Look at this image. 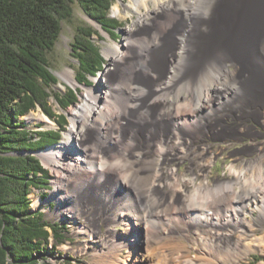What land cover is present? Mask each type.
I'll use <instances>...</instances> for the list:
<instances>
[{
    "label": "rangeland",
    "instance_id": "374dc122",
    "mask_svg": "<svg viewBox=\"0 0 264 264\" xmlns=\"http://www.w3.org/2000/svg\"><path fill=\"white\" fill-rule=\"evenodd\" d=\"M126 2L127 0H117L110 9L109 15L122 22V26L117 29V34H110L106 30H103L100 24L84 13L78 3L74 2L70 4L71 15L61 20L60 35L52 50L47 52L45 57L49 68L58 79L57 83L52 85L51 90L53 92H63L66 86L77 88L80 91L78 100L66 110H62L59 108L54 97L52 95L49 97V105H51L56 115H65L66 123L61 124L59 119L49 118L40 106H37L36 109L31 110L29 113L19 118L25 122L31 131L46 129L59 130L63 127L61 139L57 144L35 152L42 165L48 169L51 176L49 189L46 191L34 189L29 194L31 198V209L33 211H42L44 219L48 222H58L66 225L65 239L67 240L58 245H54V241L51 240L49 248L51 249L52 245H54L55 252L48 258V262L51 264H148L142 259L141 255L143 246V227L131 224L130 217L129 221L131 223H128V221H126L128 217L126 215L122 216L121 214L122 212L126 213L129 205L128 203H130L132 199V202H134L139 210H145V212H147L148 225L162 226L163 230H165V232H161L163 231L162 227H159L158 229H160V231L157 234V238L153 241L150 240L148 243L150 250L153 251L155 259L160 262L159 264H164L165 262L167 264H202L200 260L202 257L196 260L195 256H197L198 250H201L200 254L203 256L210 255L207 257H211L215 255L214 252H212V254L207 253V251L212 250V248H210L211 243L221 246L222 252L228 250V247H231V255L229 254L225 257L226 260L224 257L223 259L221 258L222 262L219 260L221 264H262L264 262V245L262 248L257 247L250 249L248 247L247 243L251 242L252 236L246 225H234L230 223L217 226L210 222H206L204 219L198 220L194 216L190 217L183 213L180 208L184 202L182 189L186 190H184V194H186L187 198L188 193L190 196L189 191L191 190V183L197 184L199 182H206L211 187L218 180H233L235 178L233 174L235 169L236 171L246 167L251 169L249 165H251L254 160H264V127L259 124H262L264 118L262 114L264 112L262 106L264 105V55L256 62L251 63L248 68H245L241 74L242 77L238 76L234 78V80H232L233 82L231 81L227 86L228 88L222 87L221 91H219L220 94L210 93V99L199 106V109L196 108L195 101L186 102L184 100L186 94L183 91H179L181 87L168 90L167 93H164L165 95L162 94V99H164L167 104H171L172 107L173 104L175 105V103L177 104V102H179L178 105L186 110V114L188 113V119H193L191 116L192 113L200 115V117L199 122L194 124L195 126L192 125L184 129L187 126L183 125V132L181 128L178 138L172 141L173 145L164 147L161 153H146L142 141L138 140L139 137L137 140H129L128 132L127 134L122 131L118 133L116 128L112 130L115 131L111 132L112 138L103 145L104 149L99 153L102 160L107 158L110 154L113 155L115 151L117 152V142L125 141L129 144L128 152L125 153L126 155L123 152H120L119 155L124 160L126 169H128L119 170L118 172L115 171L116 176L123 177V175L126 174L132 177L136 173H139L142 170L141 168L144 166L146 167L147 164L145 163L151 160L152 164L149 167V172L153 174L151 176V181L153 183H150L153 184L154 188L161 185L164 193L166 191L168 192V185L170 184V189H176L177 195L170 198L169 194L163 195L160 190L161 188H159V191H154L151 194V198H147L148 201L154 198L155 203L151 206L150 202L147 203L145 198L142 196L141 198L136 194L133 195L132 192H130V200H128L129 198L124 199V197L121 196V192L129 188V182H124V179H120V186L118 187L120 188L118 189L120 192L115 189L116 184L113 187L114 183L104 184V189L106 191H98L99 187L97 181L95 182L93 179L89 180L84 190L80 191L79 200L75 199L76 202L74 197L71 200H65V202L58 200L63 197L64 193H69L70 188L60 187L59 190H56L53 185L57 178L56 174L50 166L45 164L40 154L52 147L63 144L65 133L71 128V121L68 114L69 110L80 101V97L87 89L99 86L102 74L107 71L110 64L109 57L105 55V49L109 45H114L116 43L121 44L126 39V30L131 28L132 31L137 34V37L139 36L138 38H140V36L141 38L143 36V38L152 36L151 38L154 39L158 47L164 46L171 49L173 52L176 51L174 38L177 28L174 27L168 32H165L166 34L162 35L160 33H155V35L150 33L151 31L153 32L150 25V27L137 25V15L134 12L131 11L128 15L124 14L122 4ZM116 4L119 6L120 15L113 13V7ZM150 7H152V5H150ZM218 7L222 8L221 6ZM222 10L223 8L214 14L215 18H223L224 13ZM211 17L212 16L208 15L203 16L202 13L201 22L197 28H195L196 31H194L193 34L194 38L198 37L200 40H209L210 36L203 38V36L206 35L204 26L202 28L199 27L203 25L204 21H211ZM219 22L215 23L219 24ZM177 24L178 23H175V25ZM179 24H182V22H179ZM78 26L93 27L99 32V37L92 35V40L100 49L105 59L102 70L95 77H90L87 85L78 84L76 79L74 84H70L62 76L65 71L71 70L74 78L76 77L77 64L72 57L73 52L71 44L74 41V35ZM106 29L110 31L109 28ZM151 47L152 46H148L147 50L151 49ZM165 64L166 61H163V67H165ZM229 69H231V67ZM143 72L142 69L137 68L131 79L138 82L137 84H139V86L141 85L139 88H142L143 91L139 94H143V96H138L137 99L136 97H134V99L132 96L129 98V107L124 112L126 117L120 120L121 127H125L126 130H129L132 124H134L137 116L136 114H138L141 109V105L147 112L149 110L148 113L154 112L157 108L156 102L158 98L155 101L156 95L154 94L156 85H154V80L151 76ZM242 80L243 87H245V85L255 86L253 90L256 100H250V97L248 98L250 95H246L247 102L241 101L242 86L240 82ZM144 87H146V89ZM172 107L171 109L173 110ZM147 112H145V114H147ZM38 116H40V118ZM259 117H261L260 120H258ZM156 130L161 132L159 127H156ZM74 143L76 144V139L74 141L69 140L66 145L67 149L71 150ZM172 147L175 149L174 151L171 150ZM141 160L143 162H141ZM146 160L147 162H145ZM251 160L253 161L250 162ZM138 168H140V170ZM261 168H264V164ZM181 182L187 183L182 189L180 185ZM52 192H55L57 196L51 198ZM43 193H47L48 195L45 198H41ZM101 196L107 198V202H105L106 204L104 205H102L104 199H99ZM158 200H162V202L165 201L161 206L163 213H155L154 211V206ZM239 204L244 207V204ZM254 205V202H250L244 207L246 208V216L248 219L255 221L253 225L255 234L263 236L264 239V207L259 206L262 208L258 209L254 208ZM202 211L210 214L219 212L218 210H208L206 208H203ZM114 215H117V217L113 218ZM170 224L174 225L171 226ZM216 232L220 234L230 233L229 241L225 239L223 242H219V240L213 241L212 235ZM171 239L173 240L172 242ZM199 242L202 243L200 244ZM235 242L239 243L238 246L235 245ZM178 255L180 256L179 258ZM166 257H168L167 260Z\"/></svg>",
    "mask_w": 264,
    "mask_h": 264
},
{
    "label": "bare ground",
    "instance_id": "6f19581e",
    "mask_svg": "<svg viewBox=\"0 0 264 264\" xmlns=\"http://www.w3.org/2000/svg\"><path fill=\"white\" fill-rule=\"evenodd\" d=\"M122 5L124 14L128 15L131 11L134 12L137 15V25L151 26L150 28L154 33L152 31L150 33L154 35L155 33L166 34L165 32L172 28H177L174 38L176 51L173 52L164 46L158 47L154 39L151 38L152 36H147V38H143L144 36L141 38L140 36L138 38L139 36L137 37V34L131 28L126 30V39L121 44L109 45L105 49V55L109 57L110 64L107 71L102 74L99 86L87 89L80 97V101L69 110L71 128L65 133L63 144L52 147L40 154L45 164L50 166L56 174L57 178L53 184L56 190H59L60 187L70 188L69 193H64L63 197L58 199L63 202L71 200L73 197L74 200L78 199L80 191L84 190L89 180L93 179L95 182L97 181L98 191L101 192L105 190L104 184L114 183L113 187L116 184L115 189H120L118 188L120 179H124V182H129V188L124 189L121 196L130 200V192H132L133 195L136 194L145 198L151 206L155 203V200L153 198V200L148 201L147 198H151V194L154 191H159V188H161L163 195L169 194L170 198L177 195V190L170 189V184L167 193L163 192L161 185L153 187L151 181L153 174L149 172V167L152 164L151 160L150 162L146 160L147 163L145 164L147 166L141 168L142 170L132 177L126 174L123 177L116 176L115 171L126 169V164L119 155L120 152L124 154L128 152L129 144L125 141L117 142V152L115 151L112 155L110 154L111 151L110 155L102 160L99 153L104 149L103 145L112 138L111 132H115L112 130L116 128L118 133L122 131L127 134L128 132L129 140H137L139 137L138 140L142 141L146 153H161L164 147L173 145L172 141L178 138L181 128L183 132V125H186L187 127L184 129H187L198 123L200 117V115L192 113L193 119H188V113L186 114V110L178 105L179 102L173 104L172 107L171 104H167L162 99V94L167 93L168 90L181 87L179 91L186 94L184 100L186 102L195 101V106L199 109V106L210 99V93L217 94L222 87L228 88L227 86L234 78L241 76L245 68H248L251 63L256 62L264 55V0H127ZM218 6L223 8L224 15L222 19L214 16L217 11L222 9ZM113 13L120 15L117 4L113 7ZM202 13L203 16H212L211 21H204L203 25L199 27L204 26L206 35L203 38L210 36L208 41L193 37L194 31H196L195 28L201 22ZM179 22H182V24H179ZM215 22H219V24ZM175 23L178 24L175 25ZM148 46H152L151 49L147 50ZM163 61H166L165 67H163ZM137 68L142 69L143 73L148 74L154 80V85H156L154 91L155 101L158 98L157 108L154 112L148 113L149 110L147 112L141 105L134 124L129 130H126L125 127H121L120 120L126 117L124 112L129 107V98L132 96L137 99L138 96H143V94H139L143 91L142 88H139L141 85L139 86L138 82L131 80ZM62 76L70 84H74L75 78L71 70L65 71ZM240 84L242 86L241 101L247 102L246 95H250L248 96L250 100H256L253 90L255 86L245 85L243 87V80ZM144 88L146 89V87ZM262 106L264 108V105ZM262 114L264 115V112ZM38 117L40 118V116ZM260 119L261 117L258 118V120ZM263 123L264 118L262 124H259L264 127ZM156 127H159L161 132L156 130ZM75 139L76 144L74 143L73 148L68 150L66 145L69 140L74 141ZM171 150L174 151L175 149L172 147ZM258 161L256 159L249 165L251 169L247 167L238 171L235 169L233 180H218L211 187L206 182L191 183L190 196L188 193L187 198L184 194L185 189H182L187 183L181 182L184 202L179 208L190 217L194 216L198 220L204 219L206 222L217 226L230 223L234 225L244 224L252 236L251 242L247 243L248 247L250 249L262 248L264 245L263 236L255 234L253 227L255 221L247 218L246 208H244L250 202H254V208L264 207V168H261L264 160L259 161L257 166ZM141 162L143 161L141 160ZM138 169L140 170V168ZM118 192L120 191L118 190ZM53 196H57L55 192H52L51 198ZM103 197H99L100 200L104 199L102 205L107 202V198ZM164 202L162 200L157 201L154 206L155 213H163L161 206ZM238 202L244 204V207ZM128 204V209L126 213H121L122 216L130 217L131 220L125 218L128 223L132 222L131 224L142 226L144 229L141 228L143 230L142 259L148 264H159L160 262L155 259L148 243L150 240L153 241L157 238L160 231L158 228L162 226L148 225L147 212L139 210L132 199ZM203 208L218 210L219 214L215 212L213 214L205 213L202 211ZM115 217L117 215H114L113 218ZM170 225L173 226L174 224ZM161 232H165V230ZM229 234L216 232L212 235V240L223 242L225 239L229 241ZM238 242H235L236 246H238ZM210 248L212 250L207 251V253L212 254L214 252L215 255H212V258L207 257L210 255L203 256L200 254L201 250H198L195 259L198 260L199 257H202L200 258L202 264H221V258L224 257L226 260L225 257L230 254L231 250V247H228V250L222 252L221 246L212 243Z\"/></svg>",
    "mask_w": 264,
    "mask_h": 264
},
{
    "label": "trees",
    "instance_id": "16d2710c",
    "mask_svg": "<svg viewBox=\"0 0 264 264\" xmlns=\"http://www.w3.org/2000/svg\"><path fill=\"white\" fill-rule=\"evenodd\" d=\"M116 1L0 0V264H51L54 245L67 240L66 225L48 222L42 211H33L29 197L34 189L48 190L51 179L34 152L57 144L63 127L31 131L19 118L40 106L49 118L66 123L65 115H56L49 105V97L66 110L80 91L68 86L63 92L51 90L58 79L46 53L54 47L61 20L71 15L74 2L103 30L117 34L122 22L109 15ZM92 35L99 37V32L78 26L71 44L78 84L87 85L105 64Z\"/></svg>",
    "mask_w": 264,
    "mask_h": 264
},
{
    "label": "water",
    "instance_id": "95a60500",
    "mask_svg": "<svg viewBox=\"0 0 264 264\" xmlns=\"http://www.w3.org/2000/svg\"><path fill=\"white\" fill-rule=\"evenodd\" d=\"M34 154L37 156V154L34 152Z\"/></svg>",
    "mask_w": 264,
    "mask_h": 264
}]
</instances>
